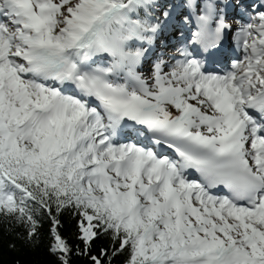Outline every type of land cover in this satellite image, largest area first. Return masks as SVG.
<instances>
[{
	"label": "snow or ice",
	"instance_id": "1",
	"mask_svg": "<svg viewBox=\"0 0 264 264\" xmlns=\"http://www.w3.org/2000/svg\"><path fill=\"white\" fill-rule=\"evenodd\" d=\"M0 225L30 264H264V0H0Z\"/></svg>",
	"mask_w": 264,
	"mask_h": 264
},
{
	"label": "trees",
	"instance_id": "2",
	"mask_svg": "<svg viewBox=\"0 0 264 264\" xmlns=\"http://www.w3.org/2000/svg\"><path fill=\"white\" fill-rule=\"evenodd\" d=\"M74 222L67 221L66 227L68 232H73ZM12 237L6 235L3 231V225H0V264H15V261H21V264H30L34 260L43 261L46 259V255L43 250H38L33 254L27 249L21 248L20 251H13L9 249L8 245L11 242Z\"/></svg>",
	"mask_w": 264,
	"mask_h": 264
}]
</instances>
